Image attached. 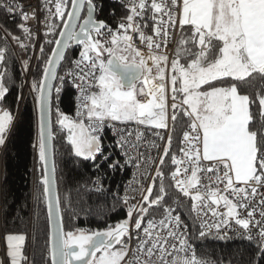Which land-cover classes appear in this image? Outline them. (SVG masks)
<instances>
[{"label":"snow or ice","instance_id":"1","mask_svg":"<svg viewBox=\"0 0 264 264\" xmlns=\"http://www.w3.org/2000/svg\"><path fill=\"white\" fill-rule=\"evenodd\" d=\"M129 3L131 14L126 18L128 23H120L118 27L125 33L132 29L139 34L141 44L147 45V60L151 61L152 67L133 45L132 36L113 34L104 21L93 19L94 0H71V9L67 13L68 0H40L43 19L35 7L24 4L22 0H0V11L13 15V22L15 16L20 17L22 22L17 28L23 34L22 37L17 36L6 25H0V32H3L0 39L4 40V46H0V64L7 56L8 37L25 53L36 46L38 34L27 26L29 23L44 26V39L39 43V54L35 57L40 61L44 45L53 43L49 37L57 31L53 17L61 19L63 23L59 38L54 41L55 47L42 69V78L38 82L33 80L30 87L31 92H38L35 102L40 111V120L38 141L33 147L38 148V158L43 168L40 183L46 198L49 224L54 226L49 238L52 264H216L215 261L205 262L194 255L188 256L194 249L187 238V225H183V231L180 230L182 217L174 215L173 208L165 207V217L159 222L147 219L146 224H142L149 210L165 199L163 166L165 158L171 153V134L167 137L163 154L159 156L155 175L151 177L152 183L146 189L142 182L140 184L142 196L138 201L139 207L124 198L127 218L106 230L90 233L64 231L56 183L48 170L52 139L49 128V113L53 107L51 81L57 78L56 68L65 57V49L73 44L83 48L79 53L80 59L75 61L80 72L67 73L80 93L81 103L75 119L59 112L57 104V123L62 130L68 131L67 140L74 155L84 161H92L95 170L99 171L101 165L97 161L107 162L111 156L110 152L105 153L102 145L106 126L117 137L116 145L126 157L125 164L132 163V158L124 151V145L133 133L114 122L120 125L135 122L158 130L168 128V104L163 82L165 73L161 67L167 63L168 56L156 55L154 50L161 49L160 41L166 46L171 35L169 30L176 28L177 23L182 33L178 48L185 57L194 58L186 66L180 64L178 59L171 62L173 87L170 119L174 129L178 122L177 113L182 111L183 116L190 120L191 130L183 132V146L179 149L182 156L171 154V165L176 166L170 174L171 179L183 196L190 197L192 210L197 217L201 209L211 211L214 222L201 223L200 238L206 239L215 229L214 239L227 241L231 239L227 229L234 223L243 230L239 238L247 240L256 249L249 253V264H264V134L251 130L253 115L250 106L255 101L249 95L239 94L235 83L230 86L213 84L226 83L224 78L243 82L253 74L264 77V0H183L182 5L179 0H151L150 4L148 0H127L125 7ZM85 6L87 17L78 24L81 9ZM26 8L30 10L26 11ZM149 10L151 16L148 15ZM65 13L67 19H63ZM135 17H139V20ZM149 20L152 21L155 37L146 35L143 30L149 26ZM188 31L191 36L184 34ZM108 36H111L110 40ZM189 45L197 46L199 50L193 53ZM103 53L108 54L106 62L102 59ZM12 55L14 57L15 52ZM31 59L29 56L20 62L23 69L21 75L32 70ZM85 68L87 71H84ZM153 68L155 76L151 75ZM97 69L100 72L98 79ZM7 75V71H0V147L4 148H7L11 137L14 120L10 109L3 107L8 103L7 96L11 91L10 86L4 83ZM89 77L96 80L98 92L91 91ZM59 80L61 86L55 88L57 101L65 77L60 76ZM77 80L83 83L77 84ZM153 80L159 82L153 83ZM140 81L147 88L146 95L150 96L146 103L136 98V85ZM202 86L210 90H201ZM140 91L145 94L143 88ZM181 94V101L177 103ZM22 99V94L17 97V105ZM257 99L260 115L264 117V95H258ZM141 135L136 133L138 140ZM156 135L164 139L159 132ZM201 144L202 160L212 162L211 167L201 166ZM118 166V160L108 163L112 171L117 170ZM136 167H140L139 163ZM209 173L214 174V181L207 175ZM203 179H209L210 184H203ZM157 180L158 193L155 192ZM213 183L223 184V189L213 187ZM94 184L98 186L97 191H103L99 187V178ZM220 206L225 209L222 213L218 211ZM133 219L134 225L130 228ZM158 229L166 230L167 235ZM134 238L136 242L130 248ZM5 239L10 264H26V257L22 253L25 235L9 234ZM116 245L120 247L116 249ZM97 253L100 255L97 256Z\"/></svg>","mask_w":264,"mask_h":264},{"label":"trees","instance_id":"2","mask_svg":"<svg viewBox=\"0 0 264 264\" xmlns=\"http://www.w3.org/2000/svg\"><path fill=\"white\" fill-rule=\"evenodd\" d=\"M94 4L99 5L96 10L97 19L104 21L110 27L113 26L115 17L126 14L119 4L111 0H94ZM53 23L57 28V31L49 37L53 43L44 45L43 58L40 61H37L35 57L39 54V43L43 41V36L38 44L31 47L27 53L22 51L11 37H8L7 56L3 64H0V71L8 72L4 83L11 88L10 94L7 96L8 103L3 107L10 109L14 117L12 134L8 140L7 148L3 150L0 162L1 232L3 237L8 234L25 235L22 253L26 257V264H51L46 198L43 185L40 183V178L43 175L42 165L38 158V148L33 147L38 141V115L35 102L38 92H31L30 87L33 80L38 82L42 78V69L46 65L54 41L63 24L62 20L57 18L53 19ZM18 24H20L19 20L13 22L4 11H0V25H6L15 35L22 37V32L17 28ZM185 27L190 28V26ZM184 34L191 36L190 31ZM181 35L180 29L174 58L183 64L190 62L194 57H185L180 52L178 42ZM2 36L3 32H0V37ZM25 42L27 43V41ZM0 46H4L3 39H0ZM189 47L193 53L199 50L194 45H189ZM81 49L82 46L79 45L70 46L59 66L51 93L53 107L50 110V118L54 174L58 199L61 204L63 229L65 232L90 233L114 227L118 222L126 219L127 214L118 199L110 193L97 191L93 188L92 180L96 173L94 164L74 155L67 140L68 131L62 130L57 123V104L59 112L72 118L73 90L71 85L65 81L58 101L55 88L61 86L59 77L62 70L73 57L80 53ZM13 52L16 54L14 57ZM29 56L32 57L30 62L32 70L21 75L23 69L20 62ZM224 79L226 83L213 82V84L230 86L235 83L239 94L249 95L255 101L250 106V113L253 115V120L250 122L251 130L257 131L258 134H264V117L260 115L257 99L258 95H264V77L253 74L243 82L232 81L231 78ZM21 94L23 99L17 105V97ZM143 97L144 95H140V98ZM177 115L178 122L175 128L173 129L172 121L170 125L171 153L169 157L165 158L166 162L163 166L165 199L159 206L151 208L147 215L160 216L165 213V207H171L187 224L190 243L199 257L226 264H249V253L256 249L247 240L236 235L229 236L231 239L227 241L216 240L213 234H210L206 239L199 237L200 228L195 223L190 210L191 199L183 196L171 184L169 175L174 169L170 162L171 154L178 152L179 139L188 122L181 111ZM103 180L110 185L114 177L107 175ZM155 192H159V180L155 183Z\"/></svg>","mask_w":264,"mask_h":264},{"label":"built area","instance_id":"3","mask_svg":"<svg viewBox=\"0 0 264 264\" xmlns=\"http://www.w3.org/2000/svg\"><path fill=\"white\" fill-rule=\"evenodd\" d=\"M111 1L115 2L116 4H119L123 8V10L126 12V14L124 16L115 17L113 26L110 27L112 30V33L118 34V35L127 34V35L132 36L133 45L139 51H141V53L145 56V59L147 60V56H148L147 45H146V43L141 44V42L139 40V34L136 32H133L132 29H128L127 32L125 33L123 29H119V27H118L120 23H125V24L128 23L126 18L128 15L131 14V4L129 3L128 6L125 7L127 0H111ZM22 2L26 5L31 4L33 7H35L37 9L39 15H40V18L43 19V12H40V0H22ZM182 2H183V0H179V3L181 5H182ZM148 3L150 4L151 0H148ZM95 6H96L95 11H96L99 5L97 4ZM25 10L28 11L30 9L26 8ZM54 11H55V9L53 8V12ZM7 15L9 18H11L13 20V15H9V14H7ZM148 15L151 16L150 10L148 12ZM54 18L55 17H53V19ZM96 18H97V16H96ZM135 19L139 20V17H135ZM15 20H19L20 23L22 22L18 15L15 16ZM99 21H101V20H99ZM147 23L149 26L147 28H144L143 30L145 31L146 35H153L155 37V34L152 32V27H151L152 21L149 20ZM27 26H29L33 32H36L38 34V42H39L40 38L43 36L44 26L39 24V23H29ZM169 31H170L171 35H170L169 41L166 44V46L163 44L162 41H160L162 43L161 49L154 50V54H156V55L168 56L167 63H163L161 65V67L164 68V73H165V79L163 82L165 84L166 100H167V104H168V115H169L168 128L158 130V129H153L150 126L137 125L135 122H129L127 125H120L119 122H114L117 124L118 127H126L127 131H131L133 133L132 136L129 137L128 142L125 143V145H124V151H126L128 153V156L132 158V163L125 164L126 157H125V155H123L121 148L116 145L117 137L114 135L113 130L106 126L105 130H104L105 135L103 136L102 145L104 147L105 153L107 154L108 152H110L111 156L107 162H104L103 160L97 161L98 163H100L101 168L99 171H96V173L93 177V180H92L93 181L92 182L93 188L95 190H97L98 186L96 184H94V181H96L99 178V180H100L99 187L103 189V191H101V192L110 193L113 197L118 199L120 201V203L122 204L126 214H127V207L123 203L124 198H127L131 204H136L137 208L139 207L138 201L141 199V196H142V193L139 190L140 184L142 182L144 188L146 189L148 184L152 183L151 177L153 175H155L156 165L159 164V156L163 154V148H164L165 144L167 143V137L170 134V125H171V119H170L171 107H170V105L172 103V99H171V93H170V89H169V75H170V69H171V62H172L173 57H174L176 43H177L179 33H180V27L178 26V23H177L176 28L170 29ZM108 39L110 40L111 36H108ZM38 42H37V44H38ZM79 59H80V56H79V54H77L75 57L72 58L70 63L62 70V73H61V76L65 77V81L71 85V88L73 90V107H72V113H71V116L73 119L77 118L78 106L81 103V101L79 99L80 93H79L78 89L76 88V86L72 83V78L67 76V73L68 72H73V73L80 72V68H77L75 66V61L79 60ZM147 64L149 67H152L150 60H147ZM81 67H83V65H81ZM84 71H87V68H85ZM155 74H156L155 68H153L151 75L155 76ZM99 75H100V72H99V69H97V71H96L97 79H98ZM88 79L91 81V84H92L91 91H93L94 87L96 85V80H93L91 77H89ZM152 82L158 83L159 81L153 80ZM76 83L81 84L83 82L77 80ZM147 100H148V97H147ZM177 103H180V100L177 99ZM183 108L186 109L187 106L184 105ZM186 118L188 119V122H187L185 128L183 129V132L184 131H191L190 127H189L190 120L188 117H186ZM84 120L86 123L87 122L86 114L84 116ZM137 132L142 134L141 138L139 140L137 139V136H136ZM157 132H159L160 136L164 137L163 140H161L160 137L156 135ZM183 132H182L181 137L179 139V149H180V147L183 146L181 144V141L183 139ZM125 134L127 135V132ZM201 135H202V133H201ZM153 145H156V147H154ZM179 149H178V152L175 153L178 157L182 156V154L179 152ZM138 157H143V158L138 159ZM149 158H151V159H149ZM114 160H118L120 162V166H118L117 170L112 171V170H109L108 163H111ZM90 162L93 163L92 161H90ZM137 163H139V165H140L139 168L136 167ZM201 166L202 167H211L212 166V162L202 160V144H201ZM175 167L176 166H174L173 171L175 170ZM107 175H112L114 177V180L110 185L107 184V182L105 180H103L107 177ZM201 175H203V174H201ZM207 175L212 177V180L214 181V174L209 173ZM169 178H170L172 186L178 192H180L174 186V181L171 179V175H169ZM202 183L203 184H210V180L209 179H203ZM213 187H218L220 189H223V184L215 185L213 183ZM144 194H146V193H144ZM187 198L190 199V197H187ZM230 198H232V197H230ZM213 207H217V206L214 205ZM190 210H191V214L193 216V219L195 220V223L198 225L199 228H201L202 222H206L207 224H211L214 222V218L212 217L211 211H209L208 209H201L200 215H199V217H197L196 212H194L192 210V201H190ZM218 211L222 213L225 211V209L222 206H220L218 208ZM173 214L177 215L178 213H176L174 211ZM164 217H165V213H163L160 216L150 214V215H147V217L145 218L144 221H142V224H146L147 219H154L155 221L159 222ZM257 218H259L258 214H257ZM133 225H134V219L132 221H130V228ZM183 225H187V224L182 220V225H181V229H180L181 231L184 230ZM158 230L162 231L163 235H165V236L167 235L166 230H163V229H158ZM140 232L142 234V229L140 230ZM242 232H243V230L240 229L239 226H236L234 223L232 224V227L230 229H227V235L228 236H231V235L239 236V234H241ZM211 234L215 235V229L212 230ZM187 238L189 240V234L188 233H187ZM135 242L136 241L134 238L133 244L129 245V247L130 248L133 247ZM189 244L192 246V244L190 243V240H189ZM192 248L194 249L193 246H192ZM6 254H7L6 253V247H5L2 232H1V201H0V264H8V258H7ZM178 254L181 256L183 255V253H178ZM193 255L196 258L201 259L205 262L215 261L212 259L199 257L197 255L195 249H194V252L188 253L189 257H191ZM215 262H216V264H221V262H218V261H215ZM222 264H226V263H222Z\"/></svg>","mask_w":264,"mask_h":264},{"label":"water","instance_id":"4","mask_svg":"<svg viewBox=\"0 0 264 264\" xmlns=\"http://www.w3.org/2000/svg\"><path fill=\"white\" fill-rule=\"evenodd\" d=\"M70 9H71V4H70V8H69V10H70ZM83 11H84V15L82 16ZM92 16H93V19H94V20H96L97 22H99V20L96 18V11L93 12ZM86 17H87V8H86V6H85L84 8L81 9L80 19L77 21V23H78V24H79V23H82L83 20H84ZM65 19H67V16H66ZM62 28H63V24H62L60 30H61ZM60 30H59V31H60ZM58 38H59V32H58V34H57L56 39H58ZM71 46H72V47H75V46H78V45H74V44H73V45H71ZM53 47H55V43H54ZM53 47H52V48H53ZM67 50H68V49H65V54H66ZM51 52H52V50H51ZM50 55H51V53H50ZM50 55H49V56H50ZM107 59H108V56L106 57L105 62L107 61ZM61 62H62V60H61ZM61 62L57 65L56 71H58ZM54 81H55V79H53V80L51 81L52 85H54ZM37 115H38V128H39L40 111H39L38 106H37ZM49 128H50V130H51V118H50V113H49ZM3 150H4V147H2V148L0 149V162H1V156H2ZM50 150H51V156H50V160H49L48 170H49V174H50V175L54 178V180H55V174H54V163H53L52 139H51V141H50ZM42 173H43V168H42ZM55 183H56V181H55ZM56 195H57V197H58V194H57V188H56ZM46 206H47V204H46ZM47 216H48V213H47ZM48 222H49V220H48ZM53 227H54V226H50V224H49V238H50V235H51V233H52V231H53ZM49 255H50V262H51V264H52L50 239H49Z\"/></svg>","mask_w":264,"mask_h":264},{"label":"rangeland","instance_id":"5","mask_svg":"<svg viewBox=\"0 0 264 264\" xmlns=\"http://www.w3.org/2000/svg\"><path fill=\"white\" fill-rule=\"evenodd\" d=\"M70 4H71V0H68V5H67V7L68 8H66V11L67 10H69V8H70ZM67 13V12H66ZM66 16H67V14H66ZM66 16H65V18H66ZM61 28V27H60ZM60 30V29H59ZM83 50V48L81 49V51ZM108 56V54L107 53H103V56H102V59H106V57ZM173 74V73H172ZM171 74V75H172ZM171 75H169V89H170V92L172 93V87H173V85L171 84ZM96 87V88H95ZM95 87H94V90H93V92H98L99 91V87H98V85H97V83H96V85H95ZM141 88H143L144 89V93L145 94H142L141 93V91H140V89ZM146 93H147V89H146V87H145V85L143 84V82L142 81H140V82H137V85H136V98H137V100L139 101V102H141V103H146L147 102V97H148V99H150V96H147L146 95ZM140 95H144V97L143 98H140ZM2 147H0V149H1ZM9 235V234H8ZM6 236L7 235H5L4 237H3V241H4V244H5V247H6V253H7V241H6ZM120 246L119 245H117V246H115V248L116 249H118ZM100 255V253H98L97 254V256H99ZM8 264H10V260H9V258H8Z\"/></svg>","mask_w":264,"mask_h":264},{"label":"crops","instance_id":"6","mask_svg":"<svg viewBox=\"0 0 264 264\" xmlns=\"http://www.w3.org/2000/svg\"><path fill=\"white\" fill-rule=\"evenodd\" d=\"M173 59H176V58L173 57ZM179 63H180V62H179ZM188 63H189V62H188ZM188 63H183V64L180 63V64L186 66ZM172 73H173V72H172V69H170V75H171ZM215 86H217V85H215ZM220 86H222V85H220ZM201 90H210V89H208L207 86H202V89H201ZM170 93H171V92H170ZM171 94H172V93H171ZM181 98H182V94L179 95L177 99L181 101Z\"/></svg>","mask_w":264,"mask_h":264},{"label":"flooded vegetation","instance_id":"7","mask_svg":"<svg viewBox=\"0 0 264 264\" xmlns=\"http://www.w3.org/2000/svg\"><path fill=\"white\" fill-rule=\"evenodd\" d=\"M117 246V245H116ZM98 254V253H97Z\"/></svg>","mask_w":264,"mask_h":264}]
</instances>
